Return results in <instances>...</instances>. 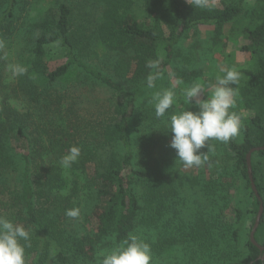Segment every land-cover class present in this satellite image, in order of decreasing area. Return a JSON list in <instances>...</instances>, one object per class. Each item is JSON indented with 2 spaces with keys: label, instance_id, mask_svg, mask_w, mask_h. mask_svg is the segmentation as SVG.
Masks as SVG:
<instances>
[{
  "label": "trees",
  "instance_id": "16d2710c",
  "mask_svg": "<svg viewBox=\"0 0 264 264\" xmlns=\"http://www.w3.org/2000/svg\"><path fill=\"white\" fill-rule=\"evenodd\" d=\"M97 1L100 2L103 12L100 20L90 30L81 31V28L77 27L74 32L72 11L63 3L51 19L45 18V21L36 25L42 34L36 36L31 51V62L24 67L25 72L20 75L19 84L8 98L27 99L45 106V101L41 99L44 92L39 91L34 83V77L45 81L47 86L45 92L51 97L54 94L50 92L70 73L76 72L116 93L122 101L119 106L120 116L104 127L106 136L93 130L92 142L90 139L80 142L78 144L81 148L80 157L70 168H64L60 160L71 147L66 143L68 137L65 141L54 137L46 144L45 133L41 130L43 125H35L29 116L11 109L7 99L1 101V166L3 169L14 170L15 176L12 174V181L9 183H14V188L19 190L17 197L20 211L26 217L27 224L31 226L33 242L31 240L30 242L33 251H39L44 233L48 235L45 248L49 245L48 239L55 244L50 258L52 264H76L77 260L93 264L100 250L99 244L103 243L104 239L109 241L112 250L121 245L129 233L134 234L142 211L141 188L146 181H149L152 187L155 183L152 173L148 174V171L144 172L135 167L136 143H140L142 139L141 136H136V133L142 134L139 128L142 125L136 124L139 122L136 113L142 106L141 100L167 76L168 67L175 68L186 80L193 79L195 62L198 59L195 58L196 54L185 52L183 44L189 34L198 33L200 26H213L216 37L222 36L227 26H232L231 35L237 34L238 31L246 41L241 50L252 54L255 60L253 68L239 71L241 76L238 85H231L238 88L234 110L246 112L251 116L244 122L240 141L235 137L223 143L232 154V172L239 179L246 180L249 188L251 184L247 155L255 148L264 147V0H256L255 4L249 7L248 24H243L240 20L248 7V0H219L221 7L212 5L214 0H209L206 8L192 6L191 2L186 0ZM18 3L19 0H0V39L5 29L9 32L8 27L13 22L11 19L15 18ZM138 11L144 12L147 18L153 21V26L145 27L137 18ZM85 39L88 45H83ZM52 46L61 49L66 59L65 64L55 69H50L47 61V50ZM98 47L106 48L110 52V56H107L109 61L95 57L92 52ZM199 47H202V44ZM159 50L163 52L161 56L158 54ZM195 52L199 53L198 50ZM149 60L160 61L161 76L156 80L155 88L147 86L148 75L155 71L146 67ZM123 68L134 71L130 80L122 78L123 76L118 73L119 69L123 71ZM5 95L6 86L0 75V98ZM191 110L197 109L192 107ZM56 129L53 128V134H63L60 130L55 133ZM149 129H144L147 138L150 135ZM13 133L18 135L23 144L17 154L13 152L10 144ZM154 142L156 149L162 148V144L156 143V140ZM160 152L161 150L156 152L159 157L155 156L154 160L160 159ZM258 158L264 159V150L254 152L251 157L254 182L264 206V175L262 165L256 161ZM216 161L217 159H212L210 163ZM93 162L98 164L95 168V177L100 183V188H95L93 193L97 195L98 200H108L109 206L94 207L93 215L97 230L96 233L87 235L89 242L87 247L84 240L78 236L77 230L82 231V225L74 222L75 227L72 230L67 231L63 228V225L69 222L65 215L66 210L76 208L78 202L72 200L73 197H64L60 191L71 189L73 192L71 196H76V192L79 191L80 175L88 176L87 166ZM160 165L158 163V166ZM88 180L92 183L95 181L92 178ZM149 184L148 188L152 189ZM252 193L254 194L253 191ZM196 205L201 207L200 203ZM167 206L169 207V204ZM259 208L260 201L255 196L256 215L252 220L249 236L244 241L246 249L244 253L236 251L241 242L237 224L245 215L242 207L238 206L235 225H225L220 230L219 238L226 251V259L222 262L201 264H264V260L261 259L264 252L260 250V247L264 248V211L255 234L258 245H254L250 239ZM45 225L48 226L47 230ZM59 225L62 228H59ZM55 230L60 236L56 235ZM68 251L72 252L74 261L67 255Z\"/></svg>",
  "mask_w": 264,
  "mask_h": 264
},
{
  "label": "rangeland",
  "instance_id": "374dc122",
  "mask_svg": "<svg viewBox=\"0 0 264 264\" xmlns=\"http://www.w3.org/2000/svg\"><path fill=\"white\" fill-rule=\"evenodd\" d=\"M96 1L19 0L15 18L11 19L13 22L8 27L9 32L5 29L1 34L0 75H2L3 84L6 86V95L2 99L0 98V110L2 108L1 101L7 99L11 109L21 115L29 116L35 125H43L41 130L45 133L46 144L54 137L62 138L64 141L68 137L66 143L71 147L78 146L80 142L89 139L92 142L93 130L102 132L106 136L104 127L120 116L119 106L122 104L120 97L76 72L70 73L61 84L52 90L50 93L54 95L51 97H49V93L45 92L47 91L45 81L34 77V83L39 91L44 92L41 99L45 101V106L27 99L8 98L16 85L19 84L20 79V75L13 74V67L24 68L30 64L33 42L36 36L42 34L36 25L45 21V18L51 19L52 15L58 12L60 4L63 3L68 5L72 11L74 32L77 27L81 28V31L82 29L90 30L100 20L103 12L100 2ZM255 2L256 0H248V7L240 19L243 24L249 23L250 16L247 14H250L249 7H252ZM212 5L221 7L219 0H214ZM136 15L145 27L153 26V21L147 18L144 12L138 11ZM231 29L232 26H227L224 34L220 37H216L213 26H200L198 33L189 34L183 46L185 52L196 54L195 58L198 59L195 62L193 79L186 80L181 77V73L176 72L175 68L168 67L167 76L161 79L158 86L145 96L146 98L141 100L142 106L136 113L139 119L136 124L142 125V127L139 126L142 134L136 133V136H141L142 139L140 143H136L135 167L144 172L148 171V174L152 173L155 183L152 187L149 181H146L141 188L142 211L139 214L134 235L150 245L151 264H201L224 261L226 251H224L219 238L220 230L225 225H235L238 206L242 207L245 215L243 220L237 224L240 229L241 242L236 251H242V253L246 251L244 241L249 236L250 226L256 215L254 211L255 195L252 193V188L248 187L247 181L239 179L232 172V154L223 143L212 140L210 143L214 146V152L209 154V161L200 167L184 168L179 162L176 163L178 159L176 152L169 147L171 140L168 126L169 116L157 119L154 106L149 103L154 92L171 89L176 94V103L170 111L179 113L190 107L184 102L181 95L184 88L194 82L201 83L206 89L201 99H206L210 85L216 82L217 77L225 74L221 71L222 68H235L238 72L253 68L255 61L253 55L241 50L246 45V41L238 31H236L237 34L231 35ZM84 44L88 45L86 39ZM201 44L202 47H199ZM88 49L90 51V47ZM197 50L199 53L195 52ZM92 53L98 59L109 61L110 52L106 48L98 47ZM158 54L161 56L162 50H159ZM47 61L50 69H55L66 63L62 50L55 46L48 48ZM119 71L122 78L125 77L128 80L134 75V71L131 69L129 71L123 68V71L121 69ZM57 99L60 100L56 101ZM230 111L235 110L233 108ZM236 113L241 119L240 131L236 137V140L240 141L244 122L251 114ZM42 120L43 122H41ZM54 127L57 128L55 133L60 130L63 134H53ZM145 128L150 130L149 138L145 136ZM151 136L153 140H151ZM155 140L156 143L162 144L161 149L155 148ZM149 142H151L150 146ZM10 144L15 154L19 153L20 147L23 146L16 133L11 135ZM159 150H161L160 159L155 158V160L160 161H155L154 157H159L156 153ZM201 151H207V149L204 148ZM212 159H217L216 163H210ZM99 161L98 164H100ZM256 161L262 165L261 169L264 175V159L258 158ZM1 163L0 159V216L14 224L30 229L31 226L27 224L26 217L20 211L17 197L19 190L14 188V183H9L12 181V176H15L14 170L12 168L3 169ZM158 163L161 165L158 166ZM98 164L96 162L89 163L87 166L89 175H80L79 191L76 192L78 196H71L73 194L71 189L60 191L64 197H73L72 200L78 202L77 207L80 208L79 218H69L68 224H64L63 228L67 231L72 230L75 227L74 222L82 225V231L77 230L78 236L84 240L87 247L89 246L87 235L94 234L97 230V223L93 215L94 207L96 205L105 208L109 206L108 200H98L97 195L93 193L95 188H100V183L95 177V168ZM89 178L94 179V183L90 182ZM148 184L152 189L148 188ZM51 201L49 200V202ZM196 203H200L201 207H198ZM59 228L62 226L59 225ZM47 229L48 226L45 225V230ZM55 231L56 235L60 236L58 231ZM47 237L48 235L44 233L39 251H33L32 245L26 247V264H52L50 258L55 244L51 242V239H48L49 245L45 248ZM99 248L93 264H97L102 251L111 250L109 241L104 239L103 243L99 244ZM67 255L72 258L71 251H68ZM239 255L238 253V258ZM72 261H74L73 258ZM82 263L81 260L76 262V264Z\"/></svg>",
  "mask_w": 264,
  "mask_h": 264
},
{
  "label": "clouds",
  "instance_id": "9594fccd",
  "mask_svg": "<svg viewBox=\"0 0 264 264\" xmlns=\"http://www.w3.org/2000/svg\"><path fill=\"white\" fill-rule=\"evenodd\" d=\"M189 2V0H188ZM191 5L206 8L209 0H191ZM160 61L149 60L146 67L155 70L147 77V86L156 87V80L160 78ZM14 75L25 72L23 67L15 66ZM225 74L217 77L216 82L210 85L207 98L201 99L205 94V86L194 82L184 88L181 95L184 102L190 105L187 110L172 113L170 110L176 103V94L171 89L156 91L152 94L149 103L154 106L157 119L169 116L168 126L171 133L169 147L174 149L177 162L184 168L200 167L209 161V154L214 152L210 141L215 140L227 143L237 137L241 127L240 116L235 111V98L241 74L235 69H221ZM196 108V111L189 110ZM206 148L207 151H201ZM81 155V148L72 146L68 153L62 156L60 164L70 168ZM65 215L71 219L80 216V208L66 210ZM31 231L23 225L14 224L0 216V264H26V247H30ZM23 241L24 243H21ZM151 247L138 236L129 233L128 237L116 248L102 251L97 264H151Z\"/></svg>",
  "mask_w": 264,
  "mask_h": 264
},
{
  "label": "water",
  "instance_id": "95a60500",
  "mask_svg": "<svg viewBox=\"0 0 264 264\" xmlns=\"http://www.w3.org/2000/svg\"><path fill=\"white\" fill-rule=\"evenodd\" d=\"M260 150H264V147L263 148H255V149L251 150L248 153V155H247V165H248V173H249V180H250L251 188H252V191L254 192L255 196L257 197V199L260 201L259 212H258L256 221H255V225H254V227H253V229L251 231V234H250V239H251V241H252V243L254 245H258L256 243V241H255V234H256V231H257V229H258V227L260 225V221H261V218H262V215H263V211H264V206H263L261 197H260V195L258 193L257 187L255 185V182H254L251 157H252V154L254 152H258ZM260 250L262 252H264V248L263 247H260ZM261 259L264 260V256Z\"/></svg>",
  "mask_w": 264,
  "mask_h": 264
}]
</instances>
